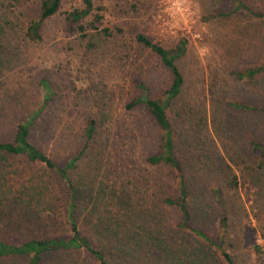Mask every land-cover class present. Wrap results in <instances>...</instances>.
Here are the masks:
<instances>
[{
	"label": "rangeland",
	"instance_id": "1",
	"mask_svg": "<svg viewBox=\"0 0 264 264\" xmlns=\"http://www.w3.org/2000/svg\"><path fill=\"white\" fill-rule=\"evenodd\" d=\"M94 1L103 5L108 35L92 27L91 16L83 20L85 36L66 29V12L82 0H61L42 20V0H0V140H11L16 125L34 115L30 138L58 165L84 148L69 170L78 224L98 243L119 216L120 236L107 231L104 239L118 264H229L221 249L233 264H264V70L241 79L232 73L264 64V0H241L248 8L227 15L220 11L228 0ZM35 20L38 38L29 32ZM139 32L166 48L187 40L176 60L183 84L167 113L189 223L204 236L181 228L182 210L164 201L180 191L168 166L148 161L160 146L159 126L145 105H127L142 93L138 84L164 98L172 80L160 57L136 39ZM91 118L88 141L83 129ZM35 196L50 206L49 230L68 233L66 184L44 162L0 155V236L27 234L26 227L1 228L10 219L3 213L13 200ZM150 226L165 231L172 252L143 248L141 257L125 247ZM47 255L40 264H55L56 255ZM68 260L63 255L60 264ZM0 264L28 260L4 257Z\"/></svg>",
	"mask_w": 264,
	"mask_h": 264
},
{
	"label": "trees",
	"instance_id": "2",
	"mask_svg": "<svg viewBox=\"0 0 264 264\" xmlns=\"http://www.w3.org/2000/svg\"><path fill=\"white\" fill-rule=\"evenodd\" d=\"M60 3L61 0H42L40 20L55 14L60 8ZM223 7L224 9L220 11L222 15L230 14L239 7L248 8L241 0H228V4H225ZM89 16L92 17L90 22L92 27L98 29L105 35L110 34L109 28L103 26V5L95 4L94 0H82V5L80 7H75L66 12L64 17L66 29L71 32L79 31L85 36V25L83 20ZM40 20L31 21L29 25V32L36 38L39 37ZM136 39L160 57L163 64L170 70L172 80L165 90L164 98L149 96L146 93V86L142 83L138 84L142 93L136 96L134 100L127 105H145L146 109L159 126L161 131L160 146L156 153L148 156V161L155 165L168 166L177 180L180 191L177 197L167 196L164 198V201L169 205H176L182 210L184 218L180 224L181 228L188 229L196 235L204 236V233L198 227L189 223L191 214L186 204L185 179L181 169V163L176 155L173 125L167 113L170 100L176 97L183 84V76L176 60L186 52L187 40L186 38H180L173 48H166L141 32L136 34ZM262 70H264V64L246 67L242 70H232V73L241 79L244 77H252ZM234 105L237 107L246 106L236 102H234ZM33 118L34 115H31L23 121H20L16 125L11 140H0V155H21L31 162H44V164L51 168L66 184L68 188V200L64 203L63 218L69 228V232L63 234L54 232V230H49L45 219L49 220L48 218L51 216L50 206L44 205L42 202L40 204V198L36 197L40 196V193L36 194L35 192L33 194H36L34 202L25 201L24 199L18 200L19 202L13 200V204L15 205L11 206L12 210L10 209L9 213H3L7 214V217L9 216L10 219L7 223L2 222L1 228L6 224V230L26 227L28 231L27 234L17 232L13 234L12 237H10V235L6 237L0 236V258H27L28 264H40V261L43 260L45 256H48L47 254H50L56 255L57 261L55 264H60L63 255H65V257L68 256V264H118L119 260L116 259L118 256L115 258L110 256L114 254L105 248L104 239L107 240L109 237L107 231L111 232L115 237L120 236V230L118 229L120 217H115L114 221H111V225L106 229V232L101 233L102 238L100 239L103 242L99 241L98 243L91 235L83 232L78 224L76 213V197L78 192L74 187L69 170L74 168L76 160L81 156L84 148L75 155L70 156L63 165H58L46 152L31 140L30 133ZM83 131L86 140L89 141L93 137L95 131V120L93 118L88 120ZM252 145L255 150L261 148L257 141H252ZM262 152L263 150L260 153ZM44 209L45 211H43ZM36 211L41 212L33 214ZM222 219H224V217ZM29 226H33V228H27ZM42 229H45L43 233L41 232ZM164 233L165 231L163 229L158 233V228L153 232L151 226L149 228H144L142 233L136 230L135 233L131 234L132 240L127 238L128 242L125 247L129 251L134 252L135 255L138 253L141 257H143L146 252V250L144 252L142 251L143 248H146L149 253L162 250L163 254L167 255V252H172V247ZM218 247L220 248V246ZM183 248L186 249L185 247ZM184 251L186 254L189 253L187 250ZM73 253L78 255L81 254L84 257L80 255L74 258L71 256ZM221 253L229 264H233V260L228 252L221 249Z\"/></svg>",
	"mask_w": 264,
	"mask_h": 264
}]
</instances>
